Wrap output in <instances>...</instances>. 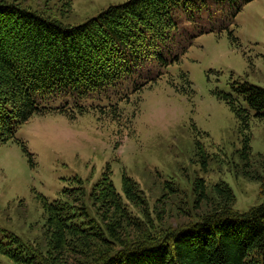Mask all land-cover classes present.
Here are the masks:
<instances>
[{
	"label": "trees",
	"instance_id": "1",
	"mask_svg": "<svg viewBox=\"0 0 264 264\" xmlns=\"http://www.w3.org/2000/svg\"><path fill=\"white\" fill-rule=\"evenodd\" d=\"M247 1L127 0L68 24L22 1L0 0V146L17 140L28 151L16 131L36 113L95 109L120 123L133 95L164 75L191 95L189 73L180 69L178 82L169 68L180 63L200 34L228 30L233 36L231 26ZM236 89L244 102L215 92L241 128L249 129L254 116L264 119V88L244 81ZM56 99L60 103L51 105ZM139 100L134 98L132 117ZM198 145L207 163L210 155ZM240 151L242 174L259 181L263 195L247 211L235 208L236 195L225 181L208 191L205 179L197 178L195 219L174 229L159 227L128 174L123 175L124 196L144 217L132 213L109 176L89 192L76 176L78 186L65 188L62 197L40 195L44 247L13 236L0 238V250L16 264H264V176L252 170L250 135ZM156 221H162L160 213Z\"/></svg>",
	"mask_w": 264,
	"mask_h": 264
},
{
	"label": "rangeland",
	"instance_id": "2",
	"mask_svg": "<svg viewBox=\"0 0 264 264\" xmlns=\"http://www.w3.org/2000/svg\"><path fill=\"white\" fill-rule=\"evenodd\" d=\"M19 1L78 24L127 0ZM231 28L233 36L228 30L200 34L180 63L169 68L178 82L180 69L189 73L195 90L191 95L177 90L164 75L133 95L120 123L94 109L36 113L19 126L16 138L28 151L17 140L0 146V238L10 241L19 236L30 246L44 247L46 215L40 195L49 200L62 197L65 188L78 186L76 176L87 192L109 176L132 213L144 217L124 196L123 175L128 174L155 225L171 229L195 219L197 178L205 179L208 191L218 181L228 183L241 212L260 204L261 183L242 174L245 160L240 150L250 135L252 170L264 176V119L254 116L249 129L241 128L229 104L215 91L232 93L244 102L236 89L239 82L264 88V0L244 2ZM198 142L210 155L207 163ZM83 200L92 203L87 196ZM159 213L161 222L156 221ZM0 264L16 263L0 250Z\"/></svg>",
	"mask_w": 264,
	"mask_h": 264
}]
</instances>
